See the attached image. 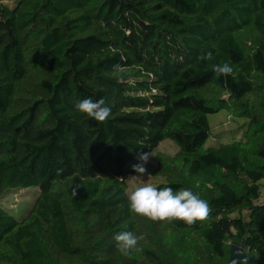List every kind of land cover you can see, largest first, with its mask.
I'll list each match as a JSON object with an SVG mask.
<instances>
[{
    "label": "trees",
    "instance_id": "16d2710c",
    "mask_svg": "<svg viewBox=\"0 0 264 264\" xmlns=\"http://www.w3.org/2000/svg\"><path fill=\"white\" fill-rule=\"evenodd\" d=\"M223 111L231 142L207 147ZM164 141L156 187L206 200L203 222L129 210L137 154ZM263 182L264 0H0V264H228L232 244L264 264ZM35 189L15 215L7 195ZM124 231L139 252L117 250Z\"/></svg>",
    "mask_w": 264,
    "mask_h": 264
},
{
    "label": "clouds",
    "instance_id": "9594fccd",
    "mask_svg": "<svg viewBox=\"0 0 264 264\" xmlns=\"http://www.w3.org/2000/svg\"><path fill=\"white\" fill-rule=\"evenodd\" d=\"M201 60L212 59V53L207 52L199 57ZM217 76H230L233 68L229 63L213 65ZM125 71L121 65H114V72ZM75 109L97 122L104 123L111 115V108L108 107L103 98L93 100L85 98L74 105ZM150 151L140 152L136 156L137 163L133 164L132 170L135 176L143 177L149 175L147 165L152 158ZM62 170H58V173ZM76 190L73 191L75 196ZM129 210L131 213L150 219L153 222L172 223L174 220L182 221L191 226L197 221L206 220L212 209L209 203L201 199L189 189L173 191L171 187L157 188L150 183L135 188L128 195ZM145 239L143 235L137 236L132 231H124L116 234L114 240L117 250L124 256L130 255L132 251L139 252L138 244Z\"/></svg>",
    "mask_w": 264,
    "mask_h": 264
},
{
    "label": "rangeland",
    "instance_id": "374dc122",
    "mask_svg": "<svg viewBox=\"0 0 264 264\" xmlns=\"http://www.w3.org/2000/svg\"><path fill=\"white\" fill-rule=\"evenodd\" d=\"M209 122L211 123L212 135L207 143V147L212 145H216L220 143L219 141L230 143V138L218 139L214 135L219 134L221 132H227L235 127L236 123L233 120H229L227 113L220 112L218 114L209 116ZM230 141V142H229ZM179 151V148L172 143L171 141H164L160 144L157 150L152 154V158L150 159L149 164L147 165L149 175H145L143 177L132 176L128 180L129 184V194L135 190V188L143 186L146 183H150L153 186H157L159 184L158 181L152 178V171L155 169V153H165L169 155H175ZM37 193V190H29V191H19L7 195L6 203L9 208L14 210L15 215L24 216L31 207H33L34 197ZM263 195H264V182H263ZM262 201H264V196L262 197Z\"/></svg>",
    "mask_w": 264,
    "mask_h": 264
},
{
    "label": "water",
    "instance_id": "95a60500",
    "mask_svg": "<svg viewBox=\"0 0 264 264\" xmlns=\"http://www.w3.org/2000/svg\"><path fill=\"white\" fill-rule=\"evenodd\" d=\"M242 245L232 244L230 248V260L228 264H258L256 259L243 250Z\"/></svg>",
    "mask_w": 264,
    "mask_h": 264
}]
</instances>
